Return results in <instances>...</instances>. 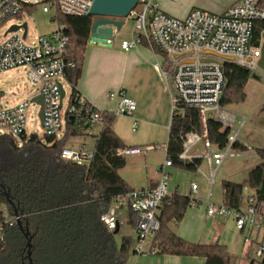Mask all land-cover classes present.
Here are the masks:
<instances>
[{"label": "trees", "instance_id": "trees-1", "mask_svg": "<svg viewBox=\"0 0 264 264\" xmlns=\"http://www.w3.org/2000/svg\"><path fill=\"white\" fill-rule=\"evenodd\" d=\"M38 4H24L15 17L32 14ZM95 19L91 14L68 15L59 9L51 17L69 37L66 58L74 63L66 70V81L71 89L70 104L76 106L77 115L67 117L62 137L54 140L50 136L23 132L18 139L11 134H0V210L6 208L21 221V226L16 223L0 237V264H127L132 252V236H123L119 244L116 229L110 230L102 220L114 197L133 190L120 173L127 158L118 150L128 145L114 130L115 114L103 113L99 133L93 135L96 140L89 163L61 157L62 149L74 136L87 135L91 128L88 119L95 107L84 98L80 103L78 82ZM263 38L264 20L256 21L252 44L261 46ZM156 53L165 61L160 51ZM224 71L226 85L220 106L245 101V88L252 70L226 61ZM203 129L200 111L179 103L172 113L166 144V158L172 162V167L198 171L203 157L186 161L181 156L187 135L201 134ZM206 129L217 149L227 147L229 126L218 118L208 117ZM231 149L236 153L249 151L240 140H236ZM256 154L262 161L249 171L247 184L228 179L221 181L224 204L237 208L243 205L245 187L253 190L259 202L264 201V148H258ZM191 204V196L170 193L165 197L159 206L160 226L151 247L159 254L203 257L205 264H230L231 255L225 245L191 242L172 228V223L183 220ZM128 216L135 227V214ZM263 240L259 243H264ZM254 263L252 259L250 264ZM259 264H264V258Z\"/></svg>", "mask_w": 264, "mask_h": 264}, {"label": "built area", "instance_id": "built-area-1", "mask_svg": "<svg viewBox=\"0 0 264 264\" xmlns=\"http://www.w3.org/2000/svg\"><path fill=\"white\" fill-rule=\"evenodd\" d=\"M94 0H0V28L10 18L17 16L24 4L34 2L43 3V12L50 13L59 9L68 15L84 16L90 14ZM138 6V7H137ZM131 11L134 22V37L123 40L121 48L124 51L147 45L152 50H158L165 56V61L159 59L157 66L166 84L173 86L175 95L172 98V111L175 112L179 103L196 108L204 126L203 133H189L186 137L185 151L188 146L204 141L207 149L206 157L210 165L217 168L226 157H234L231 147L238 139V132L228 137V147L224 152L215 148L209 140L206 129V113L211 110L218 112L220 100L224 93L226 77L224 64L231 61L246 66L251 70L257 69L262 56L261 46L252 44L253 27L256 21L264 20V0H239L227 8L223 13H213L206 9L192 8L185 17L171 15L161 9L157 0H139L138 5ZM29 32L23 37V29L5 34V40L0 44V73L14 68H27L29 80L35 86V94L28 100L15 105L2 106L0 99V134H11L18 138L26 131L27 111L33 102V97L43 96V129L44 135L58 140L62 137L67 117H76L77 108L70 104V96L65 110L62 98L66 80V70L73 66L67 60L69 37L63 27L57 28L50 34L35 36L27 42ZM156 48V49H157ZM232 58V59H230ZM164 61V64H163ZM171 78L172 85L169 82ZM108 98L117 101L119 113L132 115L136 110V101L130 98L125 89L112 91ZM84 102L81 96L80 103ZM102 110L95 107L89 115L87 130L103 123ZM137 122L133 128H137ZM80 130L83 127H79ZM21 144V141H19ZM86 145L79 148L65 147L61 157L66 160L89 163L93 158V151H87ZM153 145L146 147H124L119 154L129 155L143 153L153 149ZM182 157V156H181ZM172 162L166 158L160 168V179L157 185L149 189H133L125 194L114 197L109 210L102 216L110 230L120 225L119 211L135 214L137 232L134 253H156L151 242L159 230L158 212L161 202L170 194V175L168 167ZM244 188V203L240 207H231L224 203L207 205L209 216L226 217L233 220L238 231H244L245 242L256 243L257 232L263 228L264 239V201L259 202L254 192ZM192 205H202L196 197L198 184L192 183ZM19 220L12 216L6 208L0 210V237L3 232L14 226ZM259 231V232H260ZM261 239V240H262ZM256 257L264 258V243H256Z\"/></svg>", "mask_w": 264, "mask_h": 264}, {"label": "crops", "instance_id": "crops-1", "mask_svg": "<svg viewBox=\"0 0 264 264\" xmlns=\"http://www.w3.org/2000/svg\"><path fill=\"white\" fill-rule=\"evenodd\" d=\"M157 1L162 10L178 17H185L192 8H195L194 6H187L183 9L182 5L178 6L173 0ZM237 1L233 0L232 3L220 5L213 10L207 9L206 6L199 8L209 10L213 13H223ZM50 13L52 17L54 11ZM57 26L55 24L54 27H51L44 34H50ZM132 27L133 23L129 33L127 31L125 33L121 32L122 30L117 32L111 47L88 43L83 73L78 82V89L80 90L81 96L94 107L109 110L114 113L117 101L110 100L108 94L112 91H118L121 88L125 89L126 94L136 101L137 107L132 115L116 113L114 122L115 132L128 146L157 145L160 140H165L163 143L166 145L173 113V89L165 83L161 76L156 61L157 54L154 50L146 45H139L129 51H124L121 48L122 40L134 37ZM224 111L219 108L215 118L220 119L224 125L231 128L234 122L233 117L231 119L232 114L230 111ZM134 122H137V128H133ZM243 123L241 122L235 133L239 132ZM235 133L233 130L231 131V134ZM238 139L247 145L239 136ZM197 143H202V141L191 144L192 148ZM206 153L207 149L203 155L194 151H185L182 154V158L186 161H190L194 157L205 158L208 164L209 175L205 174L201 169L202 167L198 169L197 173L170 168L172 166L168 167L170 173V193L193 196L191 186L192 183H197L198 194L196 197L203 204L200 207H197V204H191L183 220L179 223H172V228L180 237L191 242L205 244L220 243L225 245L228 251H232L240 241L243 246L248 243L245 242L246 233L244 231H238L230 218L208 215L207 205L217 204L212 200L213 186L216 184L214 177L223 163L218 168L214 165L211 166L208 157H206ZM240 155L241 153H237L236 156ZM248 155H255V153L253 150H250ZM129 156L132 159L127 158L126 166L120 171L128 185L133 189H149L155 187L160 179V168L166 159V146H160L141 155L131 154ZM198 173L206 177L209 188V190L203 191L205 196L202 199H199L201 191L200 184L195 180V176ZM221 196L223 200L222 190ZM133 228L135 233L134 242H136L137 232L135 227ZM120 230L121 219L119 225ZM134 246L135 243L132 245V252L127 264H205V258L197 256L159 254L157 252L137 255L134 253Z\"/></svg>", "mask_w": 264, "mask_h": 264}, {"label": "rangeland", "instance_id": "rangeland-1", "mask_svg": "<svg viewBox=\"0 0 264 264\" xmlns=\"http://www.w3.org/2000/svg\"><path fill=\"white\" fill-rule=\"evenodd\" d=\"M173 1H175V3H177L178 6L182 5L183 9L187 6L203 7V8L206 6L207 9L213 10V9H216L220 5L230 4L232 3L233 0H173ZM43 5H44L43 3H39L36 7L35 12H33L32 14H25L22 17H13V18H10L7 22H5L0 28V44L5 40L6 31L13 24L20 25V24L27 22L28 32H29V37L26 40L27 42H31V40L35 36L44 34L47 31H49L51 27H54L56 23L51 20V13L43 12V9H42ZM130 18L132 19V17H128L124 19V25L121 29L122 31L120 30L121 32L125 33L127 31L129 33L132 23H133L132 30L134 32V22H132L133 19L131 21ZM127 40H130V39H127ZM263 47H264V38L262 40L261 49ZM156 48H154L155 52L159 51L158 48L157 49ZM161 58L162 57L159 55L160 60H162ZM28 71L29 70L27 68L19 67V68L11 69L8 72L0 73V91L4 93V95L1 98L2 106L15 105L16 103L28 100L30 97H32L35 94L36 88L29 80ZM254 75H256L258 78L254 77ZM169 82L172 85L171 78H169ZM62 83L64 85V91L66 93V97L64 100V107H63V110H65L68 104V97L70 95L71 89L66 80L62 79ZM171 87L173 89V86ZM172 92L175 95L174 89ZM245 92L247 94L245 101L239 102V103L228 104L224 107L220 106V109H222L223 112H225L224 110L231 112L232 114L231 119L233 117V120H234L233 126L231 127V131L233 130L234 133L239 128L241 122L243 123V121L245 120L243 125H241L242 127L238 132V136L241 140L246 142V144L250 147V150H253L255 155H251V156L248 155L250 153V150H249L247 152H241L240 156L227 157L224 160L222 166L219 168V170L217 171L214 177L216 180V184L213 186L212 200L217 204L222 203L223 201L222 196H221V190H222L221 181L223 179H228V180H232L235 182L247 184L248 177H249V171L262 161L261 158L256 154V150L258 148H264V108H263V105H264V71L260 67L252 70L251 76L245 88ZM172 106H173V103H172ZM100 110H102L103 113L111 112L109 110H103V109H100ZM39 112H40V105L37 104L36 102H32L27 111L26 131L28 134L34 132L39 137H43L44 129H43V126H41ZM116 113L125 115L124 113L118 112L117 105H116V110L114 113L115 116H116ZM206 115L207 117H216L217 111L211 110L207 112ZM227 115L229 114L227 113ZM101 125L102 124L92 128V132L87 133L86 136L84 135L74 136L69 142V144L67 145V147L73 148L74 146V148L77 149L81 145L85 144L87 151H93L96 139H95V136H91V135L98 134ZM163 142H165V140H160V142H158L157 145H153L154 148L151 150H154L155 148H159L160 146H166L165 143ZM203 142L204 141H202V143H197V145L194 148H192V146H188V149L190 148L189 152L194 151L197 153H201L200 155H203L206 152V148ZM126 147H134V146H126ZM139 147L144 148L146 146H139ZM215 148H217V146L213 144V147L210 149V151L212 152ZM226 148L220 149V151L224 152ZM147 151H150V150H146L145 152ZM145 152L140 153V154L139 153H135V154L141 155V154H144ZM129 155H125V156L126 158L131 160L132 158ZM201 167L200 168L205 172V174L209 175L208 164L205 158H203V163ZM170 168L180 170V171L190 172V171L183 170L177 167H170ZM190 173H197V172H190ZM195 177H196L195 180L198 181V183L200 184V189H201L199 199H202L205 196L203 191L209 190L207 186L208 182H207L206 177L202 175L201 173H198L197 176ZM249 192H253V190L250 189ZM196 206L200 207L199 204H197ZM129 214L130 212L119 211V217L121 219V230L116 234V240L119 244L121 243L122 237L124 235H130V236L132 235V245L135 243L134 242L135 233H134V228H133L134 226L129 222V219H128ZM262 230L263 228L261 229V231L259 229L257 232L258 234H257L256 243L261 242L262 235H263ZM256 243L252 245H249L248 243H246V245L243 246L242 242L240 241L236 248H233L232 251L229 250L230 255H231L230 264H250L252 259L255 260L254 264H259L260 260L255 255V249L257 247Z\"/></svg>", "mask_w": 264, "mask_h": 264}, {"label": "water", "instance_id": "water-1", "mask_svg": "<svg viewBox=\"0 0 264 264\" xmlns=\"http://www.w3.org/2000/svg\"><path fill=\"white\" fill-rule=\"evenodd\" d=\"M138 3L139 0H94L90 8V14L95 16L96 19L92 26L89 43L111 47L112 42L116 38L117 32H119L124 25V19L130 16L131 11L136 8ZM21 28L23 29V37H26L28 31L27 22L20 25H11L5 34L18 31ZM258 65L264 71V47L262 48V56L258 61ZM254 77L258 78L256 75H254ZM3 95L4 93L0 91V99ZM64 96L65 91L62 89L61 97L63 98ZM33 102L40 105L39 118L41 126H43V96L40 94L34 96ZM17 223L21 226L20 220H18ZM118 231L119 226L114 233L117 234ZM26 236H28V232L26 233ZM30 256L31 254L29 253L28 257ZM24 264H31V262Z\"/></svg>", "mask_w": 264, "mask_h": 264}]
</instances>
